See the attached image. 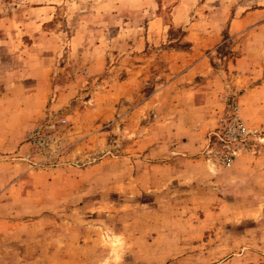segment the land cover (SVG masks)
I'll use <instances>...</instances> for the list:
<instances>
[{
    "label": "rangeland",
    "instance_id": "374dc122",
    "mask_svg": "<svg viewBox=\"0 0 264 264\" xmlns=\"http://www.w3.org/2000/svg\"><path fill=\"white\" fill-rule=\"evenodd\" d=\"M0 264H264V0H0Z\"/></svg>",
    "mask_w": 264,
    "mask_h": 264
},
{
    "label": "built area",
    "instance_id": "2783aa9c",
    "mask_svg": "<svg viewBox=\"0 0 264 264\" xmlns=\"http://www.w3.org/2000/svg\"><path fill=\"white\" fill-rule=\"evenodd\" d=\"M230 160H231V159H230ZM230 160H229V161H230Z\"/></svg>",
    "mask_w": 264,
    "mask_h": 264
}]
</instances>
